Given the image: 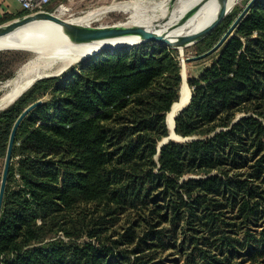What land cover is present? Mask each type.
<instances>
[{
    "label": "trees",
    "instance_id": "1",
    "mask_svg": "<svg viewBox=\"0 0 264 264\" xmlns=\"http://www.w3.org/2000/svg\"><path fill=\"white\" fill-rule=\"evenodd\" d=\"M210 57L175 117L188 139L159 150L182 78L177 49L156 42L41 78L0 111L3 160L41 100L16 131L0 264H264V0Z\"/></svg>",
    "mask_w": 264,
    "mask_h": 264
},
{
    "label": "bare ground",
    "instance_id": "2",
    "mask_svg": "<svg viewBox=\"0 0 264 264\" xmlns=\"http://www.w3.org/2000/svg\"><path fill=\"white\" fill-rule=\"evenodd\" d=\"M197 1L198 0H177L173 9L171 8L172 11L168 18H166L167 11L157 17H147L144 15L151 7L166 5L167 0H155L154 5H149L148 3L142 2V0L124 1L118 3V5L120 10L125 13L128 12L129 14L125 24L146 26L155 25L158 32L167 36H178L193 33L202 28L218 13L223 5L222 0H208L204 4H197ZM239 1L240 0H232L231 8ZM112 8L114 7L112 6ZM188 11L195 13V15L187 20L184 16ZM64 12L65 8L58 6L55 15L60 17ZM93 15L95 14L78 16L73 21L81 24ZM132 38L131 35H125L102 38L82 44L73 43L69 40L62 28L55 22L49 19H36L0 36V50L19 49L35 53L38 57L45 56L48 58L56 55H62L64 57L84 55V57H86L88 55H93L100 50L110 48L118 42L131 40ZM177 47L179 50H184L185 44L179 43L177 44ZM70 62L71 61L69 60L66 63L68 64ZM181 64V100L173 105V109L168 114V123L170 127L173 126V117L175 113L180 107H182L185 100L189 98L190 93V87L186 80L184 61L181 62ZM39 74L40 71H37L32 66H27L21 70L13 86L19 87L20 85H24L25 81H28L32 76H37Z\"/></svg>",
    "mask_w": 264,
    "mask_h": 264
},
{
    "label": "rangeland",
    "instance_id": "3",
    "mask_svg": "<svg viewBox=\"0 0 264 264\" xmlns=\"http://www.w3.org/2000/svg\"><path fill=\"white\" fill-rule=\"evenodd\" d=\"M124 1H131V0H71L70 1L71 4L62 6L63 8H65V12L60 16V18L73 21L78 16L80 17L88 14H95L93 16H90L87 20H85L81 24L89 25V26H109L114 24H122L125 23V21L129 17L128 12L125 13L124 11L119 9L118 3ZM247 1L248 0H240L239 2H237L227 12L225 17L219 22V24L228 23L232 18H235L237 14L245 6ZM142 2L148 3L149 5H154L155 0H150V1L142 0ZM176 2L177 0H167L166 5L151 7L145 12L144 15L147 17L148 16L157 17L167 11L166 18H168ZM112 6L114 8H112ZM108 7L110 10L108 9ZM47 8L51 12L54 13L57 12L56 9L57 6H54V8L48 6ZM194 15L195 13H191L190 11H188L185 14L184 18L188 20ZM175 49H177L178 51L180 67H182L181 62H183V59L202 53V51L206 49V46L199 47L198 42L192 43L184 48L182 54H180L178 48ZM113 50L98 52L93 55H88L86 57H84V55L82 56L78 55L76 57H72V56L64 57L62 55H56V56H51L50 58L45 56L38 57L35 53L19 50V49L0 50V111L13 104L20 96H22L27 91V89L35 81L41 78L60 75L61 73H63L73 65H77L78 63L85 60H91L92 58L98 56L101 53H105ZM69 60L71 62L67 64L66 62ZM211 60L212 58L210 57V55H208L207 57H204L202 59L184 61L187 82L190 78H197L200 72L203 70V68L207 66L211 62ZM27 66L28 67L32 66L37 71H40V74L37 76H32L31 79L25 81L24 83V85L26 84L25 86L20 85L19 87H14L13 84L17 79L19 73L21 72L22 69H24ZM3 163H4V159L3 160L0 159V180L2 175ZM164 227L170 230L174 228L169 222H166L164 224ZM113 231H120V230L115 229ZM177 232H178L177 236L179 238V240L177 241H180V239L183 236L182 229L178 230ZM113 238L116 240L119 237L113 236ZM83 240L96 241L94 238L90 239L85 234L81 238L75 239V241H83ZM171 253L172 252H167L166 254L163 255L172 256Z\"/></svg>",
    "mask_w": 264,
    "mask_h": 264
},
{
    "label": "water",
    "instance_id": "4",
    "mask_svg": "<svg viewBox=\"0 0 264 264\" xmlns=\"http://www.w3.org/2000/svg\"><path fill=\"white\" fill-rule=\"evenodd\" d=\"M208 0H198L197 4H204ZM257 0H248L245 4V6L242 8V10L237 14V16L234 18L232 23L229 25V27L226 29V31L221 35V37L207 50H205L202 53H199L198 55L187 57L186 59H183V61H191V60H197L202 59L204 57H207L208 55L215 52L231 35L233 30L235 29L238 22L244 17L246 12L249 10V8L256 2ZM231 2L232 0H222V8L218 11V13L202 28L198 29L197 31L189 34L184 35H178V36H167L161 32H158L155 28V25H127L125 23L122 24H114L109 26H89V25H83L76 23L72 20L62 19L59 16L55 15L54 12L51 11H43V12H37L34 14H26L22 15L20 17H17L11 21H8L6 23L0 24V36L5 35L16 28H19L23 26L24 24L31 22L36 19H49L56 24H58L64 33L67 35L70 41L73 43H86L94 40H99L102 38L107 37H114V36H125V35H131L133 38L131 40H124L121 42L116 43L114 46L110 48H106L103 50H100L98 52L107 51V50H113L121 47L129 48L130 46L137 45L140 43L145 42H156L160 44H164L167 46H170L172 48H178L177 44L184 43L185 47L192 44L197 43L200 40H202L215 26L219 24V22L225 17L227 12L231 9ZM166 22V21H165ZM179 49V48H178ZM180 54H182V49L179 50ZM97 52V53H98ZM56 74V73H55ZM54 75V74H53ZM44 77V76H42ZM192 96V91L190 89L189 98L185 100L182 107L175 113L173 117V126L170 127L169 121H168V114L173 109V105L176 103L174 102L166 114V123L167 127L169 129L168 136L164 137L158 144V150L160 149L161 145L168 142V140H187L188 138H183L180 135H178L175 132V117L179 114L181 110H183L190 102ZM181 100V87H180V93L178 101ZM41 103V100H37L36 102L31 103L28 105L17 117L15 120L13 127L10 132L7 149L5 153L4 163H3V169H2V175L0 180V213H1V207H2V201H3V195L5 191V186L7 182V176L8 171L12 159V151H13V145L15 140V135L17 128L23 118L38 104ZM171 128V132H170ZM176 137V138H175Z\"/></svg>",
    "mask_w": 264,
    "mask_h": 264
},
{
    "label": "crops",
    "instance_id": "5",
    "mask_svg": "<svg viewBox=\"0 0 264 264\" xmlns=\"http://www.w3.org/2000/svg\"><path fill=\"white\" fill-rule=\"evenodd\" d=\"M70 1L69 0H53L48 4V6H51L54 8V6L58 7V4L69 5L71 4ZM23 12L24 10L17 0H0V24L6 23L17 17H20L19 15H21ZM7 16L12 17V18L7 21L1 22Z\"/></svg>",
    "mask_w": 264,
    "mask_h": 264
},
{
    "label": "built area",
    "instance_id": "6",
    "mask_svg": "<svg viewBox=\"0 0 264 264\" xmlns=\"http://www.w3.org/2000/svg\"><path fill=\"white\" fill-rule=\"evenodd\" d=\"M25 14H34L37 12L49 11L47 9L48 4L53 0H17ZM58 6H64V4H58ZM58 8V7H57ZM56 8V9H57Z\"/></svg>",
    "mask_w": 264,
    "mask_h": 264
}]
</instances>
